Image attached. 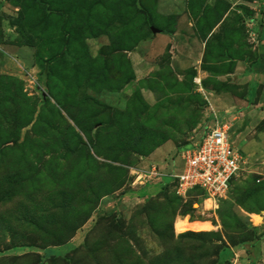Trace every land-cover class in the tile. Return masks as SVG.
<instances>
[{"label":"rangeland","instance_id":"rangeland-1","mask_svg":"<svg viewBox=\"0 0 264 264\" xmlns=\"http://www.w3.org/2000/svg\"><path fill=\"white\" fill-rule=\"evenodd\" d=\"M262 25L264 0H0V264H232L241 211L264 221V118L215 209L160 178L212 106L251 121L235 68Z\"/></svg>","mask_w":264,"mask_h":264},{"label":"built area","instance_id":"built-area-1","mask_svg":"<svg viewBox=\"0 0 264 264\" xmlns=\"http://www.w3.org/2000/svg\"><path fill=\"white\" fill-rule=\"evenodd\" d=\"M180 157L182 164L169 173L175 195L185 199L190 193L198 192L203 206L210 205L209 210L226 197L231 179L243 164L239 150L230 140L229 127L217 117L207 126L200 141L182 150ZM155 171L153 168L150 172L158 175ZM140 177L138 174L136 178Z\"/></svg>","mask_w":264,"mask_h":264},{"label":"crops","instance_id":"crops-1","mask_svg":"<svg viewBox=\"0 0 264 264\" xmlns=\"http://www.w3.org/2000/svg\"><path fill=\"white\" fill-rule=\"evenodd\" d=\"M262 9V8H261ZM254 29L259 30L261 28V25L254 24ZM264 27V25H262ZM262 35V34H261ZM256 56L254 60H252L249 63H246L245 61H241L236 65L235 72L240 77L238 78L241 82L245 84L246 87V100L243 101V106H251L254 108L255 112L251 116V121L248 124H244L246 113L240 112L237 115H241V117H238L236 114H230L227 116L224 120L222 115L219 113H223V109L220 106H212L211 109H213V118H222L223 121L226 123L228 122L230 126L229 136L232 134V144L236 149L239 150L242 159L248 157L246 160L243 159V164L241 166V170L245 169L244 165L248 162H252L254 159L251 156L250 152H253V150H262L263 145L258 142L252 141L253 136L249 134V128L253 126L252 123L258 122L260 119L264 118V36H262L256 43L255 46ZM219 108H221V111H218ZM218 109V110H217ZM216 111L218 113H216ZM256 120V122H255ZM252 124V125H251ZM226 125H228L226 123ZM231 138V137H230ZM245 154V155H244ZM247 155V156H246ZM181 156V154H180ZM245 156V157H244ZM181 165V157L175 165ZM172 168L169 167V169L165 170L167 172H162L161 180L168 179L169 173H172ZM164 170V169H162ZM155 181L151 183H159L158 179H154ZM161 181V182H162ZM208 205H206L207 207ZM209 207V206H208ZM240 213L241 218L244 220L251 222L250 215H253L251 213H247L244 210ZM208 222V221H206ZM209 223V222H208ZM252 223V222H251ZM252 225H256L255 230V236L248 241H245L243 243H240L236 246H231L229 248H226L224 251H226L230 256V259L225 257V260H230L232 264H264V221L263 218L261 219V222L257 224L252 223ZM75 240V238L73 239ZM72 240V242H73ZM65 246V245H62ZM61 247V246H59ZM55 248V247H54ZM54 248H50L54 250ZM57 249V248H55ZM222 251V253H224Z\"/></svg>","mask_w":264,"mask_h":264},{"label":"bare ground","instance_id":"bare-ground-1","mask_svg":"<svg viewBox=\"0 0 264 264\" xmlns=\"http://www.w3.org/2000/svg\"><path fill=\"white\" fill-rule=\"evenodd\" d=\"M210 206L208 203L206 204ZM252 223L257 224L261 222V218L252 215ZM174 230L176 233H184L186 231L201 232L211 229V224L206 221H189L186 218H177L174 222Z\"/></svg>","mask_w":264,"mask_h":264},{"label":"trees","instance_id":"trees-1","mask_svg":"<svg viewBox=\"0 0 264 264\" xmlns=\"http://www.w3.org/2000/svg\"><path fill=\"white\" fill-rule=\"evenodd\" d=\"M172 187L174 189V183H172ZM173 192H174V190H173ZM196 193L198 194V192H196ZM174 194H175V192H174ZM83 222H79V225H77V227L75 228V230L73 231V233H71V235L66 234V235L61 236V237L56 236V237H54L52 243L48 244L47 246H50V245H53V246H62V245H65L74 236L75 231L81 226V224H83ZM71 232H72V229H71ZM245 241H248V240H245V239L244 240H240L235 245L240 244V243H243ZM53 242H55V243H53ZM26 255L27 256H31V255H34V254L33 253H29V254H26ZM27 256H25V254H24V257H27ZM50 256H54V254H50ZM36 263H38V264L40 263V258L36 260Z\"/></svg>","mask_w":264,"mask_h":264},{"label":"water","instance_id":"water-1","mask_svg":"<svg viewBox=\"0 0 264 264\" xmlns=\"http://www.w3.org/2000/svg\"><path fill=\"white\" fill-rule=\"evenodd\" d=\"M151 30H152V32H153L154 34L157 32V30L154 29V28H151ZM188 148H190V146H188Z\"/></svg>","mask_w":264,"mask_h":264}]
</instances>
